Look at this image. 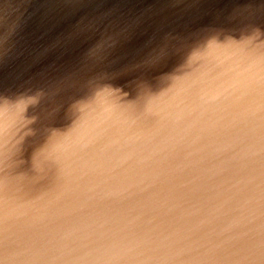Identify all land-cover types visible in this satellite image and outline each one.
I'll use <instances>...</instances> for the list:
<instances>
[{
  "label": "water",
  "instance_id": "obj_1",
  "mask_svg": "<svg viewBox=\"0 0 264 264\" xmlns=\"http://www.w3.org/2000/svg\"><path fill=\"white\" fill-rule=\"evenodd\" d=\"M11 1L0 6L6 15V18L0 15V41H4V46L19 43L21 48L16 54L18 58L14 56L0 62V93L8 96L4 103H0V224L8 223L9 219H16L17 223L11 224L12 231L9 232L0 225V264H121L133 256L134 248L146 251L150 247L151 252L158 249L160 246H152L149 240L161 231L167 232L165 236L172 240V246L184 247L186 251L204 248L214 253L211 248L215 245L211 244L235 245L238 240L264 242L262 139L263 145L258 150L262 158L254 163L257 167L250 163L244 168H236L230 175L218 177L206 172L204 167L187 162L190 166L173 169V174L164 181L166 183H159L155 192L148 191L149 195L147 192L139 199L141 203L134 206L121 208V181L115 183V192L101 190L100 185L106 180L115 181L121 176V98L117 97L118 93L106 90L108 86L105 90L70 96L67 87H70L69 77L72 76L66 75L69 69L62 65L67 63L72 67L75 61L87 60L102 49L98 36L87 37L84 41L76 37L90 30L91 24L98 19L99 8L94 7L98 0H38L37 8L44 13L41 12L36 24L32 19L34 30L23 42L11 38L12 35L5 36L11 27L9 18L16 14L17 21L23 12L28 11L27 3L32 5L34 0L22 4V0H16L10 5ZM114 1L107 2L110 11ZM236 1L208 0L206 6L197 4L187 25L182 27L183 40L199 47L208 46L201 54H214L221 48H229L224 40L234 37L237 38L235 43L240 44L245 36L263 35L264 10L256 13L260 0H249V10L244 8L242 11H238L241 6ZM132 2L126 0L122 5L130 9L124 14L129 15L141 8L136 1ZM120 3L117 13L112 14L115 16L109 15L104 21L109 33H115V36L128 19V16H121ZM159 4L153 13L152 10L147 13L141 22V30L134 31L141 36L139 42L145 41L147 36L158 44H166L169 40L167 30L179 24L181 13L174 5L169 2ZM164 7L166 12L162 10ZM74 12L81 13L80 22H77L79 19L74 21ZM154 13L157 15L155 20ZM214 42L216 45L210 47L213 44H209ZM198 54L192 53L191 56ZM120 69L121 62L115 63L97 76L102 75V80L109 74L112 80L119 79ZM60 72L65 77L50 84L51 78ZM85 80L86 75L77 81L73 78L79 85L85 84ZM56 86L61 88L59 111L56 113L49 104L41 107L48 117L45 123L40 127L27 126L34 124V116L39 111L35 102L38 106L42 103L37 98L40 101L46 95H52ZM27 112L29 115L25 114ZM22 113L28 116L18 117ZM16 126L26 128L25 141L18 147H22L20 151L13 152L17 148L10 143L8 133ZM180 136L176 139L180 140ZM172 146L173 143L167 141L157 147L168 153ZM138 157L134 161L140 160ZM147 163L136 165V168ZM99 201L104 206H114L109 210L112 213L103 219L102 224L100 218L96 219L87 231L30 234L29 238L39 236L38 246L30 248L25 234L17 229L26 221H36L42 215L61 209L65 203L67 210L88 206L92 215L94 209L90 206ZM130 209L135 213L129 214ZM199 216L207 219L196 222ZM9 254L10 257L2 263Z\"/></svg>",
  "mask_w": 264,
  "mask_h": 264
},
{
  "label": "rangeland",
  "instance_id": "obj_2",
  "mask_svg": "<svg viewBox=\"0 0 264 264\" xmlns=\"http://www.w3.org/2000/svg\"><path fill=\"white\" fill-rule=\"evenodd\" d=\"M12 1L15 3L16 0ZM25 1L26 0H23L22 3ZM134 1H136L137 6H141V8L137 11L133 10L132 12H130L129 15L124 14L129 13V7H122L126 0L121 1V14H123V16H128V19L124 20L127 23L123 29L116 32V36L115 33H109L106 34L105 38L103 37V35L100 37L98 35L97 30L102 26V23L107 19L109 15L117 11L119 3L114 6L111 11H106L101 18L94 21L91 24L90 30H85L83 35H77V38H81L83 39V41L86 40L87 37L91 38L94 35L100 37L99 41L102 49L95 54L96 56L102 58L101 64H104L106 61H108L110 58L114 57V55L120 52L121 48L119 45H117L118 39H121V37L131 38L139 34L138 32H136L137 34L134 33V31L136 29L138 31L141 30L140 24L143 20L142 13H147L151 9L155 8V6L159 5L158 3H156V0H133V2ZM137 1H140V3L138 4ZM90 2H92V0H90ZM142 2L143 4H141ZM257 4L264 6V0L258 1ZM248 6L249 0H246L243 6L240 8V11L244 10V8ZM94 7H96V3ZM27 9L28 11L23 12L17 21L16 14L15 16H11L9 18L8 23L11 27L6 31V34L9 31H13V37L15 39L19 38L21 42H23V40L27 38L29 34L34 30L33 20H35L34 23L36 24V22L41 18V12H43V10L37 8V5L35 4L30 5L29 3H27ZM80 14V12L73 13L75 21L77 19H79V21L77 22L81 21ZM74 29H76L75 25ZM23 34H25V37L23 36ZM236 39L237 38L233 37L231 38V40H224V44H231ZM214 43L209 44H213L210 47H214L216 45V42ZM20 48L21 45H19V43H17V45H9L8 43L5 46L0 47V62H3L9 59L10 57L14 56L15 58H18L16 54H18L17 52H19L18 49ZM207 48L208 46H202L199 52H206ZM9 50L10 53H8ZM237 53L238 49L236 47L227 49L221 48L220 51H215L213 55H209L205 58H199V60H201L202 62H207L206 60L208 59L209 62H218L224 57H232L235 56ZM81 60L82 59L75 61V63L73 64L74 66L72 67L66 65L67 63H62V65L65 66L63 68L69 69L67 73L77 68L81 69ZM240 63H243L242 59ZM184 69H190L189 59L184 55H178L175 57L174 60H172L171 63L167 65H160L157 68H145L140 72L136 71L128 75L123 74L121 68V78L112 80L113 77L111 78V76L107 74L106 79H104L100 84H98L96 88L97 91V89L105 90L107 86L108 89L114 86L119 87V92L121 93L117 92L119 94V96L117 97L121 98V109L127 101L132 99H148L151 101L147 102V110L138 119L140 125L142 122L146 121V127H144L143 130L140 129L139 132L141 133L140 138L137 140L139 142V146H132L131 144L134 142H132L131 140L127 142V144H125L124 146L126 150V160L124 163L125 165H121V172L126 170L135 162L137 163L139 160L134 161L136 157L139 156L137 159H141V152L143 148L149 146H153L155 149H157L158 163L155 166L156 170H154L151 175L138 180L135 178H127L121 182V191H123L122 196L128 199L120 200L121 208H127L132 205L134 206L136 204H140L141 200L139 199L146 195L148 191L150 193L155 192V188L158 184L152 186L149 189L146 187V189L144 190L142 189L141 184L144 181L146 182L147 180L154 178L155 175H157L159 172L168 168L169 163L172 162L173 159L172 152L177 151L183 153V155H186L185 161L182 162L180 167L188 166L189 163H192L193 166L199 165L202 168L204 167L205 171L208 173L214 168H216L215 170H218L220 167H229L230 164L239 161L242 157L245 156H247V158L244 159H253L255 161H259L258 159L262 158V153L258 150L263 145L261 143V139L262 141H264V126L258 125V122L264 119V72L260 70L248 71L245 68H242L238 73H236L235 76L231 78L230 81L225 84H222L223 86L215 84L209 91H205L199 88L197 85H193L191 87L185 86V81L182 78H172L173 73L182 70L184 72ZM59 74L64 73H57L55 76H58H53L49 83L51 84L53 82H56V79H60L61 76H59ZM243 85L249 86L251 92V95L246 102H240L237 96L231 98L232 103L228 105L220 100V97L225 94H230V92L232 91L238 92L241 89V86ZM55 89H57V86ZM123 89H126L127 91L125 90L124 92ZM56 91L52 95H46L43 99L41 98L40 101L37 98L38 102L42 103L38 106L36 104L37 102H35V106H37L36 109L41 112H36L34 116V124L27 126L35 125L37 127H40L45 123L48 117H46V112L42 111L41 107H44L49 104L52 106L51 108L56 110V113L59 111L57 109L60 107L61 102L55 99ZM105 92L107 91H104V93ZM84 94L87 93L85 92ZM6 98H8V96H6L5 94L1 95L0 93V103H4V100ZM233 100L237 101L236 104ZM213 101L219 102V108L223 105H226V107L231 108L232 115L217 122L213 119L215 117L213 116V113H197L202 108H204L206 104ZM156 104L157 110L154 111ZM1 106L2 105H0V107ZM38 107L40 108L38 109ZM29 113L30 112H27L25 114L29 115ZM25 114L22 113L18 117L25 118L28 116ZM251 126L255 128H251ZM233 128L236 129L233 130ZM25 130L26 128L16 126L8 133L10 143L13 147L17 148L13 150V152H18L22 149V147H18L22 142L25 141ZM213 133L216 134L215 136L217 138L213 139L209 137L210 135L207 136L208 134ZM244 133L249 134L247 135ZM178 135H181L180 140L176 139ZM167 141L173 143L172 151L168 153L157 147ZM228 149L233 150V153H230ZM194 150L196 152L191 153ZM195 155H197V157H193ZM203 156H205V159L203 158ZM126 161H128V163H126ZM95 171L97 170H92V172ZM168 179L169 178H166L164 181H167ZM164 181H161L159 183H166ZM104 183L100 185L101 190L106 192H115V183L109 182L110 184L108 185ZM132 184H136V186L132 187ZM91 201L92 200H90L89 202ZM66 204L67 203H65V205ZM65 205L62 207H65ZM97 206H99L98 203H94L91 204L90 207ZM113 207L114 206L110 205L111 209ZM78 208L79 209L71 210L75 217H78V220H70L66 218L62 221H57L51 219L52 213H50L47 215H42L36 221L32 219L30 221H26L25 225H21L22 227L20 226L17 229H20L19 232H21V234H25V241L29 242L27 245L30 244V248H35L38 246V244L36 243L39 241V236L34 235L33 238H29L30 234L36 233L51 235L68 233L69 231L72 232L70 234H74L81 231H87L91 227L87 225L89 220L95 221L96 219L100 218L99 222L100 224H102L103 219L109 218L108 216H110L112 213L111 211H109L104 216L97 214V212L94 210V213L92 215H95V217L93 218L91 217L92 215H90V213L88 212V206H86V213V210L84 208L83 210L80 207ZM131 210L132 209H130L129 214L135 213L134 210ZM79 217H81V219ZM205 219L207 218L201 219L198 222H203L205 221ZM15 221L13 219H9L8 223L0 225H3V227L7 228L4 230L9 232L10 230L12 231L11 224L17 223ZM9 257L10 254L3 259L2 263L5 262Z\"/></svg>",
  "mask_w": 264,
  "mask_h": 264
},
{
  "label": "bare ground",
  "instance_id": "obj_3",
  "mask_svg": "<svg viewBox=\"0 0 264 264\" xmlns=\"http://www.w3.org/2000/svg\"><path fill=\"white\" fill-rule=\"evenodd\" d=\"M8 0H0V6H4L5 3ZM23 1V0H22ZM40 1V0H39ZM94 1V0H92ZM119 1L122 0H115L112 5L111 9L116 6ZM246 0H238L236 3H239V6H243ZM96 2V1H95ZM111 4L112 0H98L96 2V7L99 8V18L103 16V14L110 10V6L108 3ZM160 2H169L174 5V7L179 11L178 13H181V15L178 17L180 19L179 24L177 27H172L169 30H167L166 36L169 38L168 42L166 44H158L152 37H145V41L139 42L138 40L141 36L140 34L135 35L131 38H125L121 37V39L117 40V45L120 46L121 50L119 53L114 55V57L110 58L108 61H106L104 64H101L102 58L98 57L96 55L89 56L86 59L81 60L80 66L81 69H75L73 71H70L67 73V76H72L76 81L79 80V78L83 75L87 76V80H85V84L79 85L75 84L72 77L70 78V87H67V91H69L73 96L78 93H88V92H94L96 91V88L98 84H100L104 79L101 80L102 75L97 76L98 73L101 72L106 67H111L115 65V63L121 62V68L123 74H131L133 72H140L144 70L145 68H157L160 65H167L172 62V60L175 59L178 55H183V53H187L190 55H184L189 59L190 63V69L183 72L177 71L172 74L173 79L182 78L185 81V86L191 87L197 85L199 88L209 91L215 84H219V86H223L222 84L227 83L231 80L233 76L236 75L242 68H245L246 70L255 71L260 70L264 72V34L257 36V35H249L245 36L244 39H241V42L243 43L236 44V40L233 41L231 44H228L229 48H234V46L238 49V53L235 56L232 57H224L222 60L218 62H209L208 59L207 62H202L199 60V58H205L209 55H213V53H205L201 54L199 51L201 50V47L197 46L196 43H188L187 41L183 40V31L182 27L183 25H187V21L189 20V15L194 9L193 7H196L198 4L200 5H207L208 0H156V3ZM22 3V2H21ZM38 0H34L32 4L37 5ZM105 3L106 5H103ZM14 4L13 1H11L10 5ZM158 6H155L158 8ZM246 7V9H248ZM167 8H162L163 11H167ZM3 9L0 10V15L3 14L4 18L6 17L5 13L2 12ZM152 13L155 11V9H151ZM150 10V11H151ZM249 10V9H248ZM247 10V13H248ZM264 10V6L257 4V10L256 13H261ZM149 11V12H150ZM240 11V9L238 10ZM242 11V10H241ZM117 11H115L113 14H116ZM148 13V12H147ZM147 13H142L143 20ZM157 13V12H156ZM154 13L152 17H154V20L157 19V15ZM115 16V15H114ZM111 14V17H114ZM122 17L123 14H121ZM74 21L75 18L73 17ZM97 18L95 19L98 20ZM153 19V18H152ZM142 20V21H143ZM146 22V21H145ZM147 23V22H146ZM149 24V23H148ZM123 25V24H121ZM141 25V24H140ZM124 27L121 26V29ZM120 29V30H121ZM184 29V28H183ZM98 35L101 37L104 34H109L108 29L105 27L104 22L102 23V26L97 30ZM13 31L7 32L6 36H11L13 38ZM118 32V31H116ZM111 34V33H110ZM25 37V34H23ZM257 36V37H255ZM77 37V36H76ZM231 40V39H230ZM4 41H0V47H3ZM233 47H232V46ZM239 45V46H238ZM246 46V47H243ZM192 53H199L197 56H194ZM243 60V63L241 64L240 61ZM104 67V68H101ZM84 69V71H83ZM121 71V69H120ZM61 77H65V74H59ZM94 76H97L93 78ZM107 76V75H106ZM106 76L104 78H106ZM192 77V78H191ZM93 78V79H92ZM169 78V77H168ZM167 78V80H168ZM59 80L56 79V82ZM47 87V86H46ZM57 86L56 91V97L55 99L62 102L61 95V88ZM155 88V87H154ZM127 89V88H126ZM125 89V90H126ZM108 90H112L114 92H119V87L114 86L111 87ZM124 90V89H123ZM124 90V92H125ZM127 91V90H126ZM45 92V91H43ZM121 93V92H119ZM251 92L249 89V86H241V89L236 92L232 91L230 94H225L222 97H220V100L222 102H225L227 105L231 104V98L234 96L238 97V100L240 102H246L247 99L250 97ZM228 96V97H227ZM53 98V97H52ZM236 104L237 101L233 100ZM147 102H151L150 100H143V99H132L127 101L122 109H121V165H125L126 160V150L124 148L125 144L129 142L130 140L134 143H132V146H139V142L137 141L140 138V129L143 130L144 127H146V121L142 122L140 125L139 117L145 113L147 110ZM219 102H209L202 108L198 114L203 113H213V116H215L213 119L217 122L226 118L230 117L232 115V109L226 107V105H223L219 108ZM238 105V104H237ZM215 112V113H214ZM146 119V117H145ZM212 119V120H213ZM258 125L264 126V119L258 122ZM244 127V126H243ZM241 127V128H243ZM240 128V129H241ZM251 128H255L251 126ZM236 128H233L235 130ZM249 134V133H244ZM210 135V136H209ZM216 134H208L207 136L211 138H217L215 136ZM237 137V136H233ZM134 144V145H133ZM216 151V150H215ZM230 153H233V150L228 149ZM235 153V152H234ZM239 153V152H236ZM142 156L141 159L137 162L129 166L126 170L121 172V176L117 177L115 181H108L104 184L108 185L109 182L116 183L118 181H124L127 178H135V179H141L145 178L153 173L155 169L157 161V149H155L153 146L145 147L143 148L141 152ZM172 162L169 163V166L167 169L159 172L157 175H155L154 178L144 181L141 184L142 189H146V187L149 189L154 185L159 184V182L164 181L166 178H169L170 174H173L172 170L177 169L180 167L182 162L185 161V156L183 153L180 152H172ZM124 158V160H123ZM247 158V156L242 157L239 161L234 162L233 164H230L229 167L226 168L220 167L218 170H211L209 174L214 176H226L227 174L230 175L233 170H237L236 168H244L247 166V164H252V166L257 167L254 163L258 162L253 159L248 160L244 159ZM124 161V162H123ZM145 166H141L136 168V165H142L146 164ZM171 169V170H170ZM170 170V172H168ZM158 177H161V179H157ZM136 186V184H132ZM114 192V191H111ZM121 191V200H128L122 196ZM107 193H110L109 191ZM97 207H90L94 209L97 214L99 215H106L109 210H111L110 205H106L103 203L98 202ZM80 208L83 210V208L87 212L86 206ZM89 208V207H88ZM110 208V209H109ZM57 211L52 212L51 219L53 220H60L63 219H74L78 220V217H75V215L71 212V210H67L66 207H61V209H56ZM68 211V212H66ZM92 211V210H91ZM86 217V216H85ZM188 217V216H187ZM81 219V217H79ZM207 217L199 216L195 221L198 222L201 219H204ZM88 222V221H87ZM94 221L89 220L87 223L88 226L92 227ZM161 234L159 235H152L149 242L152 246H160L158 249H155V251L151 252L150 247L144 251L140 250L142 248H134L133 249V256L130 258H126L124 262L122 261L121 264H264V242L254 241V240H246V241H237L235 245H230L228 243H216L211 244L215 245V247L211 248L214 249V253H209L205 250L207 249H199V250H193V251H186L184 247L178 246H172V240H170L167 235V232L161 231ZM162 237V239H157V237ZM148 244V241L146 242ZM146 244V246H148ZM140 245V243L138 244ZM211 245L209 244L208 249H210ZM252 246V248H250ZM138 250V251H137Z\"/></svg>",
  "mask_w": 264,
  "mask_h": 264
}]
</instances>
